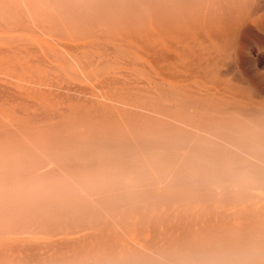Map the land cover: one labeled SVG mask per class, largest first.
<instances>
[{
  "label": "bare ground",
  "instance_id": "1",
  "mask_svg": "<svg viewBox=\"0 0 264 264\" xmlns=\"http://www.w3.org/2000/svg\"><path fill=\"white\" fill-rule=\"evenodd\" d=\"M0 264H264V0H0Z\"/></svg>",
  "mask_w": 264,
  "mask_h": 264
}]
</instances>
